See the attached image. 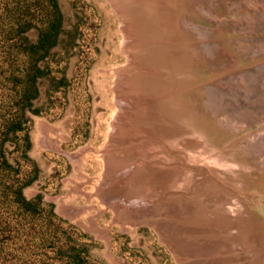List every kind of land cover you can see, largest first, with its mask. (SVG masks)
<instances>
[{"label": "rangeland", "instance_id": "obj_1", "mask_svg": "<svg viewBox=\"0 0 264 264\" xmlns=\"http://www.w3.org/2000/svg\"><path fill=\"white\" fill-rule=\"evenodd\" d=\"M168 1L176 6V0ZM201 1L186 3L185 10L194 11L191 17L205 18L203 23L191 21V28L201 31L193 29L197 41L186 47L200 46L212 55L208 62L199 59L210 75L198 83H177L169 92L156 91L151 104L133 108L120 99V83L125 81L120 74H143L134 60L147 43L130 27L132 20H138L136 6L126 10L121 0H0V138L6 121L23 116V130L0 141V264H264V210L260 215L246 212L249 191L218 174L219 169H228V158L222 156L217 163L213 160L217 152L203 149L209 152L205 159L191 160L193 153L184 147L196 137L194 131L187 124L170 125L166 112L144 111L155 101L174 99L207 83L203 88L208 89L210 120L242 139L249 135L242 143L246 154L264 159L259 151L264 149V139L260 140L264 138V0ZM231 40L233 53L219 54L221 49L230 52L217 41ZM38 57L36 96L24 105L22 71L28 58ZM148 73L168 77L165 71ZM130 117L134 129L128 139L123 131L130 125L120 122ZM26 136L31 144L28 154H24ZM122 159L134 162V171L138 163L170 165L168 170L160 168L165 180L134 191L137 198H172L158 217L135 221L123 216L115 206L122 191L103 198ZM190 168L210 176L198 174L199 180L187 183L183 179L192 173ZM133 169L130 178L136 173ZM34 174L24 196L30 200L40 195L42 200L29 206L13 195ZM175 202L182 209L166 211ZM211 210L221 212L220 217ZM188 224L196 232L190 233ZM215 228L221 233L222 251L213 247L215 235L210 231Z\"/></svg>", "mask_w": 264, "mask_h": 264}, {"label": "bare ground", "instance_id": "obj_2", "mask_svg": "<svg viewBox=\"0 0 264 264\" xmlns=\"http://www.w3.org/2000/svg\"><path fill=\"white\" fill-rule=\"evenodd\" d=\"M121 2L123 5L125 4V9L127 8L126 6H131V7L136 6L137 7L136 11L138 14V20H135L136 18L134 20H132V22H134V24L131 22L133 25L130 23L131 24L130 27L134 29V30L132 29L133 33H134V31L139 32V33H135V35L138 34L139 38L141 37L142 42L144 41L145 44L147 43L146 45L143 46V48L139 49L140 53L135 57V60H134L136 62L138 61L137 63L141 67L143 74L136 72L137 74L133 75V73H135V72L126 73L124 71L121 72V74H120V76L123 77V79H125V81L120 83V87H121L120 99L123 101L124 105H127L129 107L134 108L136 106V104L150 103V100L152 98H154V96H152V95L157 94L156 91L161 92V91L166 89L167 92H169L173 88H175L177 83L187 82V81L193 82V80H194V82L198 83V82L202 81L203 79L208 78V76L210 75L208 68H207V66H203L202 65L203 62L201 63V61L199 59L204 58V61L207 60V62H208V59L210 60V57L212 55L209 57V55L206 52H204L203 49L201 50V48H199L200 46H193L190 48L186 47V45H188L186 43L190 42L191 40L197 41V37L192 32L193 29L198 30V32L201 31V30L199 31L198 27L191 28L190 25H193V23H191V21L192 22H198V23L199 22H202V23L205 22L203 20L205 18H203V17H202V19H196L195 20L193 16L192 17L190 16L192 14V12H194V11H192L193 9H190L191 11L189 10L188 12L185 10V7L188 6L186 4L187 0H176V2H175L176 6L174 3H170V1H168V0L167 1L166 0H121ZM206 2H207V0H206ZM193 4L196 5L195 2H193ZM190 5H192V4H190ZM131 9H133V8H131ZM131 9H129V10H131ZM194 9H195V12H198V11H196L197 10L196 7ZM130 13H131V11H130ZM236 13L239 14V12L234 11V14H236ZM199 14H201V13H199ZM136 21H138L139 23L138 22L136 23ZM135 37L137 38V36H135ZM217 42L219 45L222 44L223 48L224 49L227 48V50L230 52V53H226L224 50L219 49L220 51H217V52H219V54H227L226 55V57H227V56H229V54L233 53V49L235 48V46L233 45L232 40L229 43H227V42L222 43V41L221 42L217 41ZM192 44H193V42H192ZM204 45H207V44H204ZM204 47L207 50L209 49V48H207L208 46H204ZM238 47H239V45H238ZM239 48H241V47H239ZM237 50L239 51V49H237ZM240 53L241 52H239V54ZM204 54H205V57H204ZM216 56H218V55H216ZM216 62H218V60ZM158 70L160 72L165 71L168 74L167 75L168 77H165L163 79V78H159V77L155 76L154 73H148L151 71H158ZM206 84L207 83H205L202 87L199 86V87H196L194 89H191L190 91H185L183 93H180L174 99L170 98L167 100L155 101L152 105H147V106L145 105L146 107H145L144 111L146 113L148 112L149 114H160V113L166 112V113H168V115L170 114V116H171L170 120H168L170 125H173V123L178 124V125L187 124V126H189L194 131L196 137L192 140V143H190L188 145L186 144L184 147L187 152L193 153L194 156H192L190 158L191 160H192V158L195 159L196 157H198V160H200V157H203L204 154L209 153V152H204L205 150H211L212 153H214L213 151L217 152L218 156H216L215 159H213L217 163H218V160H220L219 158L222 156H223V158L225 157L224 159L228 158V160L226 159L227 162L225 163V165L228 167V169H226V168L225 169L224 168L219 169L218 174H220V175L223 174L227 178L233 179V181H235L237 184H240L243 187V189L248 190L249 195H247L245 198H247L249 200H245V206H246L245 210H246V212H248V210H249L248 213H250V210L259 211L257 213V215H260V211L264 210V159L259 160V157L257 158V157H254L253 155H252L253 158L251 157L252 159H250L249 156H251V154L249 156L247 155L249 152L247 153V151H246L247 149L245 148V146L242 145V143L245 142L244 141L245 139L248 140V138L250 137L249 135H247V136L244 135V137H243L244 139H242L241 137L235 135L232 132H227L226 128L223 125H221V126H223L225 128V130L223 128H221L218 125V122L210 120V117L208 116L209 113H208L207 104L205 102V98L209 96L208 92H207L208 89L203 88V87H206L205 86ZM122 86H123V90H122ZM200 87H201V89H200ZM242 117H244V116H242ZM122 119L123 120L120 123H125L127 125H130L128 131H123L124 133H126V136H127V134H131L133 132L132 130L134 128L132 126H134V125L132 124L133 122L130 121L131 117L129 119H127V121H124V118H122ZM255 120H257V119H255ZM246 121H248V119ZM252 122H253V120L251 121V123ZM41 126L43 128L48 127V125L45 123H41ZM119 130H120V128H119ZM221 130H223V131H221ZM236 131H238V130L236 129ZM236 131H234V132H236ZM128 137L129 136H127V138ZM233 137H235V138H233ZM174 139H176V138H174ZM261 139H264V138H260V140ZM212 147H216V148L214 149ZM260 147H261V145H260ZM260 147H259V149H260ZM203 149H204V151H202ZM211 151H210V153H211ZM259 151L261 152V155L264 156V149H262V147H261V150H259ZM250 152H251V150H250ZM168 155H169V153H168ZM262 158H264V157H262ZM204 159H205V156H204ZM221 160L223 161V159H221ZM119 162L122 165L117 167L116 170H114L115 172H113V174L110 175V177H111L110 182L112 183V186L110 187V189L105 191V193H103V195H102L103 198L109 199V197L112 196L113 194L118 193V191H122V193L121 194L119 193L117 196L119 198V202H117L115 204V206L118 210H120V212H122L123 216H126V217L129 216L130 219H133L135 221H138L141 219L149 220V218H152L155 216L158 217V215H160L162 212L161 209L164 208L167 204L171 203V199H172L171 197L173 194L170 196L171 199H169V197H167L168 198L167 201H166L167 198H165V197H164L165 199L161 198L159 200L158 196H156V198H157V201H156L155 198L152 197L153 198L152 199L150 196H145V197L140 196V198H137V195L135 196L134 193L136 192L135 190L138 188V186H140V188H138L139 190L144 189V188L147 189V183L154 182V181L155 182L158 181L156 183H159V182H161V180H165V178H167L166 174L163 173V175H161L162 172L160 171V168H161V170H168V166H170V165L167 166V165H164L165 163L163 164V163L158 162L155 164H146V166H143V164L141 165L140 163H138L137 164L138 169H137V171H134L133 168H136L135 167L136 165L133 166V168H132V165L134 164V162H131V161L125 160V159H122L121 161L119 160ZM233 162H237L238 165H235ZM251 163H252V165H251ZM247 164H249V165H247ZM225 165L223 167H226ZM218 167H220V166H218ZM132 169H133V173L134 172H136V173L133 175L134 177L131 176L132 178H130V175H132ZM200 169L202 170L204 168L200 167ZM200 169L190 168L191 171L189 170V172H192V173L189 174L190 176L188 174L186 175L187 177L184 176L185 179H183V181H185L187 183H192V182L194 183L195 181L199 180L200 177H202L204 175L207 176V174L209 175L210 173L208 171L209 170L211 171L212 168L207 170L208 173H204V174L200 171ZM198 174L200 175V177L197 176ZM216 179H217V177H216ZM135 181H138L137 182L138 185H136L134 183ZM214 181H215V178H214ZM207 183L208 182H205V184H207ZM215 186H218V183ZM204 187H208V186L205 185ZM221 188H222V186H221ZM217 189L221 190L220 187L219 188L217 187ZM202 190H205V189H202ZM202 190H201V192H202ZM124 192H125V196H124ZM205 193H207V192H205ZM142 194H143V191H142ZM207 195H205V196H207ZM215 195L216 194H214V196ZM220 195L221 194H219V196ZM214 196H211V197H214ZM216 196H218V195H216ZM222 196H220V197L222 198ZM201 197H203V196H201ZM242 200H244V199H242ZM262 200H263V202H262ZM205 201H208V200H205ZM246 201H247V204H246ZM177 202H175L176 207L173 205L172 206L170 205V207H172L171 210L167 209L166 211H168L171 214H173V212L180 211L182 209L181 208L182 205H181V203L179 205ZM210 205L211 204L209 203V206ZM205 206H207V205H205ZM223 206H225V205H223ZM219 207H220V205H219ZM239 208H240V206H239ZM234 209H233V211H235ZM190 210L191 209H187V213H189V218L191 217L190 216L191 215ZM215 210H211L210 211L211 214L217 216L218 213H221V212H217ZM229 211H230V209H229ZM251 213H252V211H251ZM251 213H250V215H251ZM227 214H229V213H227ZM231 214L232 215L233 214L238 215L237 212L236 213L231 212L230 215ZM230 215H227V216L229 217ZM241 215H239V217ZM218 216L220 217V215H218ZM248 217H249V215H248ZM230 218H231V216H230ZM220 219H222V218H220ZM223 219H225V218H223ZM235 219H237V218H235ZM190 220H191V222L194 221V220H192V218ZM210 220H209V222L213 221V220L212 221H210ZM239 220H242V219H239ZM253 220H254V218H253ZM233 221H235V220H233ZM224 222H223V224H224ZM246 222H248V221H246ZM254 222L257 223V221H254ZM153 223H155V221L151 222V224H153ZM231 223H230V225H231ZM236 224H238V222ZM219 225H220V223H219ZM233 225H232V227H233ZM170 226H172V225H170ZM173 226H174V224H173ZM262 226H264V225H262ZM188 227L190 228V229H188L190 231V233L196 232L194 230V228L191 227V225L188 224ZM224 227H226V224L224 225ZM174 228H175V226H174ZM171 229H173V228H171ZM174 230L176 231V229H174ZM178 230L179 231L181 230L180 227ZM224 230H225V228H224ZM184 232H187V230H184ZM202 232L205 233L206 232L205 229H202ZM222 232L224 233V231H222ZM210 233L212 235H215L214 239L212 238L213 241L215 242L214 244H216L213 246L214 249H219L220 251H222L223 249L220 248V246H221L220 244L222 243L221 242L222 239L220 238L221 233L216 228L211 229ZM171 234H173V232H171ZM252 239H253V237H252ZM232 241H234V240H232ZM238 241H240V240H238ZM253 242H254V240H253ZM228 243H230V242L228 241L227 244ZM235 243H237V241ZM235 243H233V244L236 245ZM248 243H252V242H248ZM186 244H187V242H186ZM252 245H253V243H252ZM196 250H194V252L199 254L200 252H197ZM227 250L228 249H226V251ZM215 251H217V250H215ZM252 254H254V253H252ZM251 255H249V256H251Z\"/></svg>", "mask_w": 264, "mask_h": 264}, {"label": "trees", "instance_id": "obj_3", "mask_svg": "<svg viewBox=\"0 0 264 264\" xmlns=\"http://www.w3.org/2000/svg\"><path fill=\"white\" fill-rule=\"evenodd\" d=\"M27 57H28V53H27ZM29 61L27 62V65H25L24 69H23V78L25 79V85H23V104L27 105L30 104L32 102V100L34 99V96H36V91L37 88L36 83H35V76L37 74L40 73V69L38 67L39 64V60L40 57H38L37 59H30L28 58ZM34 80V81H33ZM2 138H0L1 143L6 142V139H8L10 137V135H14L15 133H18L20 131L23 130V116L22 114H18L15 117H12L10 120L6 121L3 124L2 127ZM26 143L27 145H25L24 147V154H28L30 149H31V144L29 142V136H26ZM36 179V175H29L27 176L24 180V182L20 183L18 185V188L15 189L14 191V198L20 200V202L27 204L29 206H33L36 205L37 203H39L42 200V197L36 196L34 198H31L30 200H28L25 196H24V188L28 187L30 185H32L34 183Z\"/></svg>", "mask_w": 264, "mask_h": 264}]
</instances>
